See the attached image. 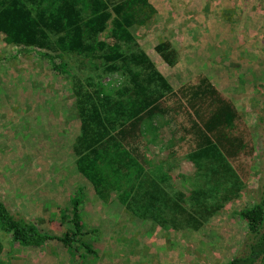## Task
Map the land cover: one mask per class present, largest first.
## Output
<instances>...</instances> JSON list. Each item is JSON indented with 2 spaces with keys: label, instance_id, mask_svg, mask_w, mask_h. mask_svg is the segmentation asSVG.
<instances>
[{
  "label": "trees",
  "instance_id": "trees-1",
  "mask_svg": "<svg viewBox=\"0 0 264 264\" xmlns=\"http://www.w3.org/2000/svg\"><path fill=\"white\" fill-rule=\"evenodd\" d=\"M154 13L148 0H0V34L6 44L38 49L54 71L69 78L78 119L73 164L96 197L107 202L114 192L133 219L164 230L197 231L238 197L249 176L243 158L254 147L234 102L203 72L172 87L157 70L131 31ZM103 32L109 40L99 37ZM153 51L169 67L179 59L168 39L158 40ZM108 74L117 79L103 82ZM160 127L168 134L165 158L151 162L149 144ZM180 159L192 166L186 190L171 175ZM81 201L79 190L70 196L68 215L60 216L70 226L54 235L0 200V232L12 245L41 247L56 240L70 254L79 247L80 258L94 256L80 240L86 233ZM236 214L245 233L224 264H264V179L259 197Z\"/></svg>",
  "mask_w": 264,
  "mask_h": 264
},
{
  "label": "rangeland",
  "instance_id": "rangeland-1",
  "mask_svg": "<svg viewBox=\"0 0 264 264\" xmlns=\"http://www.w3.org/2000/svg\"><path fill=\"white\" fill-rule=\"evenodd\" d=\"M148 2L155 13L131 31L157 70L172 87L203 72L249 127L254 150L243 158L249 165L244 188L197 231L164 230L133 219L114 192L100 201L74 168L71 143L78 119L69 78L54 71L38 49L6 44L0 34V200L17 217L59 235L70 226L60 216L68 215L69 198L79 190L86 232L80 240L95 251L80 258L81 248L70 254L56 240L20 247L0 232V264H224L238 249L245 223L236 212L259 197L264 179V0ZM99 37L109 40L106 32ZM160 39L178 48L180 58L172 67L153 51ZM167 137L160 127L149 144L151 162L165 158ZM171 175L176 187L186 190L192 166L177 160Z\"/></svg>",
  "mask_w": 264,
  "mask_h": 264
},
{
  "label": "crops",
  "instance_id": "crops-1",
  "mask_svg": "<svg viewBox=\"0 0 264 264\" xmlns=\"http://www.w3.org/2000/svg\"><path fill=\"white\" fill-rule=\"evenodd\" d=\"M170 42H171V44L173 45V43H172V41L170 40V39H168ZM174 46V45H173ZM175 47V46H174ZM176 49H177V51H178V48L177 47H175ZM178 54H180L179 53V51H178ZM179 58H180V56H179ZM179 60V59H178Z\"/></svg>",
  "mask_w": 264,
  "mask_h": 264
}]
</instances>
